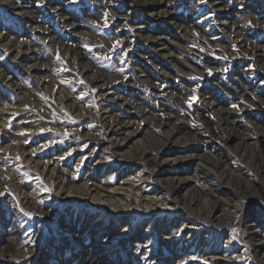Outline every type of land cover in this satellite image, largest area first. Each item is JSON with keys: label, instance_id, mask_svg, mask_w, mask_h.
I'll return each mask as SVG.
<instances>
[{"label": "rangeland", "instance_id": "rangeland-1", "mask_svg": "<svg viewBox=\"0 0 264 264\" xmlns=\"http://www.w3.org/2000/svg\"><path fill=\"white\" fill-rule=\"evenodd\" d=\"M13 1L29 10L31 21L12 14ZM157 1L164 6L148 15L137 0H0V264H264V248L257 251L248 237L253 213L264 219V181L259 180V175L264 180V162L258 174L241 158L251 152L254 165L264 161V138L257 129L264 126V0H245L240 7L236 2L242 0ZM141 32L169 40L172 55L194 63L195 74L186 77L170 57L158 56L149 47L154 43L143 41ZM20 49L28 51L19 65L10 56ZM151 55L156 59H149ZM151 61L158 67L150 68ZM21 64L36 65L34 74ZM5 72L15 76L17 89L7 85ZM98 77L111 84L105 87L108 93L97 87ZM35 80H40L37 90ZM154 83L165 90L153 89ZM245 86L254 101L240 98ZM58 90L64 102L55 99ZM210 93L215 103L205 109L203 99ZM106 105L133 119L125 108L137 112L135 121L143 126L140 136L152 147L164 137L160 116L171 113L176 135L189 143L176 147L192 149L196 158L164 171L190 177L195 168L205 172L197 164H208L216 172L206 170L212 172L209 178H200L199 188L194 186L202 195L214 198L210 183L224 169L252 183L261 198L225 193L221 198L231 201L217 204L216 219L187 209L150 212L153 193L147 198L146 191H170L136 176L150 172L155 151L150 148L151 153L148 149L142 155L140 149L133 159L121 158L140 136L122 129L130 141L116 151L104 135L107 129L98 132L102 117L110 115L101 109ZM232 128L235 137H230L228 148ZM82 141L97 142V149L91 153L92 145L81 146ZM121 177L130 178L133 185L120 184ZM91 189L103 195L110 194L107 190L123 193L139 203V210H125L121 202L114 208L108 201H94L86 192ZM187 212L191 221L220 237L205 239L199 232L188 239L187 230L173 235L177 226L172 218ZM229 235L232 240L224 247L222 240ZM239 248L243 251L237 259ZM212 256L219 258L211 263Z\"/></svg>", "mask_w": 264, "mask_h": 264}, {"label": "bare ground", "instance_id": "bare-ground-1", "mask_svg": "<svg viewBox=\"0 0 264 264\" xmlns=\"http://www.w3.org/2000/svg\"><path fill=\"white\" fill-rule=\"evenodd\" d=\"M137 1H139L141 8L143 9L144 13L148 14V15H152L155 13V10H153V9L161 8L164 6L163 3H159L160 1H157V0H137ZM244 1L245 0H242L240 2H236L238 7H240V5L245 3ZM152 3H155V4L157 3V5L155 6ZM10 4H12V6L15 7L12 10L13 15H15L17 17H21V18L22 17H28V19L31 21V18L29 17L30 16L29 10H27V8L22 7V4L20 5V3H15V1H13ZM263 10H264V8L260 9V12H263ZM156 13H159V11ZM238 13L240 14V10H238ZM112 15H115V13H112ZM124 16L126 18H130L131 15L127 13ZM34 19L36 21H39L38 20L39 18L37 15H36V17H34ZM253 20H255L254 23L258 22V18L255 14H254ZM30 21L25 20V23L30 25ZM143 22L144 21H140V24H143ZM260 23L262 24V22H260ZM257 24H259V23H257ZM28 27H30V26H28ZM261 28H262V26H261ZM140 35L143 36V41H145V42L151 41L154 43L153 45H150L149 47L153 51H155L158 56L162 57L163 59L170 57L169 60H171L172 64H174L175 66L176 65L179 66L178 69L180 70V73H182V74L184 73V76L186 75V77H189L191 74H195V72L197 70H196L194 63L190 64L189 62H186L187 60L184 61V59H181V58L176 57L175 55L174 56L172 55V53L168 49V46L171 44L169 42V40L164 41L166 38H164V40L163 39H156L152 35L146 34L143 32H141ZM163 36H165V35L163 34ZM167 39H169V38L167 37ZM21 50L22 49L18 50L15 55L10 56L11 60L16 61L15 62L16 64H19L22 62V61H20L21 60L20 58H24L26 51H28L27 49H25V51L24 50L21 51ZM148 58L149 59H156L153 55L149 56ZM156 62L158 63L160 61L158 60ZM27 65H29V66H26V65H22V66H25L26 71L29 75L34 74L32 69L33 68L36 69V65L35 66L33 64H27ZM158 65L159 64H155V63H153V61H151V64L149 66H150V68H157ZM180 65L182 67H184L185 69H182L180 67ZM182 71H184V72H182ZM163 72H166V70H163ZM243 73H246V71H244ZM240 75H241V73H240ZM4 76L6 77L7 85L10 87H13V88L15 87V89H17L18 84H16L14 81H12V79L15 76L11 75L9 72H5ZM5 77H3V79ZM171 77H174V75H172ZM99 78L100 77L96 78V79H98L96 82L97 87L105 89V90H102V89L101 90L108 93V89L105 87L111 86V84H107V83L105 84L101 81V78L100 79ZM178 80L180 82H183L181 79H178ZM39 82H40V80H35V82H34V88H36V90H37V87H39L38 86ZM154 84L155 85L153 86V89L159 90V88H160L161 90H165V88L162 87V85H159L157 83H154ZM186 87H188V86H186ZM34 88L32 89V94L35 93ZM26 90L28 91V89H26ZM247 91H248V87L245 86V88L242 90V92L240 91L241 93L240 92L238 93L240 98H244L245 100H248L250 102L254 101L253 99L251 100L254 93L252 92V95H247L246 94ZM190 93L193 94L194 96H196L195 92L192 91ZM57 94L59 95V97H57L55 99L58 102H64L66 100L65 96L61 93L60 90H58ZM51 95H53V94H51ZM169 95H172V94L169 93ZM204 95H206V93H204ZM209 95H210V97H208V99H203L205 109L210 108L212 106V104L215 103V100L213 98L212 93H210ZM119 97H121V96L119 95ZM119 103L124 105V103L122 101H120ZM129 103L132 104L131 102H129ZM253 105H254V103H253ZM101 109H106L107 110L106 113L110 112V115L109 116L107 115V116L110 117L112 119V121H109L108 119L106 120L107 116H103L102 119L100 120V122H103L102 127H101L102 129H101V131H98V132L102 134L103 130L107 129V131L105 132L104 135L106 136V138H108L111 141V144L115 146L116 151H118L117 150L118 147L122 148L130 141V138H129L130 136L124 134L122 129H124V131H127L126 129L130 130V133L132 135H134V138L142 135V133H143V126L141 125L142 122L135 121V119L137 117L136 116L137 112H134V113L129 112L130 109L128 107L125 108L127 113H132L134 115L135 118L133 119V118H129L127 116H121V114L119 112H115L114 110L109 109L107 105L101 106ZM80 110L81 109L79 108L78 111H80ZM221 111H224V110H221ZM82 115L83 114L82 113L80 114L79 112L77 114V116H79V117H82ZM144 115H146V114H144ZM101 116L102 115H98L97 117L100 118ZM0 117H1V115H0ZM223 117H225L227 119L229 118L227 116V112L224 111ZM160 118L163 121L159 122L158 126L160 125L161 132L163 133L164 137L161 140H156V142H158V147L149 146V144H148L149 142H147L145 139H143L140 136L135 140L137 142L136 145L131 147V150H127L124 153V155L123 154L121 155V158L122 157L127 158V156H125V155H132L131 158H128V159H133L132 157H133L134 153L136 154V152L139 151L140 149H142V151L140 150L141 151L140 154H142V155L145 154L146 150H148V149L149 150L147 151V153H149V152L151 153L150 148H153L152 150L155 151L154 153H151L153 155L152 162L154 163V166L150 168V172L142 171V173L140 175H136V176L139 177L140 181L146 182L147 184H153L154 185V184L158 183L159 184V186L157 187L158 189L161 188V186L163 185V187L164 186L167 187L171 192L166 190V189H164V191H163V189H161L158 193L155 191H152V192L146 191V197L147 198H149L148 196H150V195H148V193H153V196L150 197V199H148L151 202V204L153 203V205H152L153 207L151 206L150 212H153V213L166 212L167 214H169L170 212H175V211L181 212V211L187 209L189 212L195 213V214H197L200 217H203L205 219H210V218L216 219L218 214H216L214 212V210H215L214 208L217 206V204L226 205L225 204L226 202L228 203L229 201H231L230 200L231 198H229V197L228 198H221V197H223L222 195L225 193L230 194L229 196L233 197V198H237V197H240V198L241 197L242 198H244V197H247V198H249V197L250 198L260 197L261 198L260 192L257 190V188H255L252 185V183H250L248 181H241L240 177L235 176L236 175V174H234L235 172H230V174H227L224 169H222L220 174H219L220 178L218 179L216 177V179H214L210 183V186H213L214 190H215L214 191V195H215L214 198H213V195H210V194L208 195L207 192L205 195H202L195 188V187L199 188V185L197 184L198 180L200 178H203V177L205 180H207L209 178L208 176L212 172H207L206 170L216 172L215 169H213L212 167L208 166V164H205V163L197 164V168H200V166L203 165L200 169H202L205 172L198 173L199 171L196 170V168H195L193 175H190V177L188 175L187 176L176 175L177 172L176 173L175 172L166 173V171H164V168H166L167 166L170 165V167H174V166L183 165V164L187 163L188 160L194 161L196 156L194 154L191 155L192 149H190V148L189 149L188 148L182 149V148L176 147V146H182V145L185 146V145H188L189 143L181 142L182 138L178 137L176 135L175 130L177 129V127L175 125H171V123H170V120L172 118V114L171 113L164 114L163 116H160ZM125 119H127V121ZM113 121H116L115 122L116 125L113 124L114 123ZM163 124H165V125H163ZM180 125H182L183 128H185V126L183 124H180ZM0 126L4 127V123L1 122ZM224 128H227V127H224ZM257 129H258V132H260L259 137L264 138V126L263 125L258 126ZM224 130H226V129H224ZM232 130H233V128L231 130H229V131H231V133L227 134V137H226L225 143H227L226 145L228 148H229L228 143L231 140L230 137L231 136H232V138L235 137ZM86 132L83 133V135H85L84 137L87 136ZM181 133H182V131H181ZM227 133H228V131H227ZM89 134H90V131H89ZM93 135H96V134L94 133ZM88 138H89V136H88ZM192 140H193V138H192ZM82 142L80 143L81 146H88V145L91 146L92 145V148L90 150L91 153H93L97 149L96 148V145H98L97 142H94V141H92V142L82 141ZM150 143H151V141H150ZM140 145L142 146V148H139ZM237 145H238V143H237ZM210 148H212V147H210ZM250 153H249V155H250ZM249 155L246 156L244 153L241 155V158L246 161L247 165L251 166L252 168L255 167V169L257 168L256 169L257 173L260 174L261 168H262L261 163H263L264 161H260L259 158H257L259 160L258 161L259 163L254 165V163L252 162V158ZM259 157H260V155H259ZM216 158H217V164H219L218 159H220V158L217 156H216ZM211 160L213 161L212 158H211ZM110 173H111V168L108 169L107 175ZM201 174H203V175H201ZM134 176H135V174H134ZM121 179H122V181L120 182V184H123V182H124V184H127V183L129 184V182H130V185H133V182H132V180H130V178L125 180L123 177H121ZM259 180L261 181V183L264 181L260 175H259ZM85 190H88V189H85ZM95 190L91 189L90 191H86V192H88V194L90 192L89 195H91L93 197L94 201H96L97 199L103 200V203L105 201H108V202H110V204H112V206L114 208L116 206L114 204L121 202V205L123 207H125V210H128V208L130 206L133 207L132 210H134L135 208H136L135 210H139V209H137L138 207H140L139 203H137V201L135 199H133V198L131 199V198H129V196H127L123 193H111V190H107L106 192L110 193V194L103 195L100 190L99 191H95ZM143 195H145V194H143ZM66 196H68V195H66ZM103 196H109L110 199L104 198ZM107 204H109V203H107ZM113 207H111L110 209H113ZM140 211H141V209H140ZM189 212L183 214L182 216L175 215L172 218V220H171L172 225L174 224V226H177L176 229H173V231H174L173 235L182 234L181 231L187 230V231H189L188 239H190L193 235H195L199 232L204 235L205 239H211V238L218 239L220 237L219 234H216L209 227H205L201 223L191 221L192 220L191 214ZM256 216H258L257 213H253L252 222H254V223H251L250 227H248V234H249L248 237H250L252 242H254V244L256 245L255 247H256V249H258L257 251H260L262 248H264V219H262V218L260 219ZM183 217H185V218H183ZM178 218H181V219L179 220ZM188 218H189V221H188ZM177 221H178V224H177ZM193 224H195V225H193ZM143 236H144V234L141 235V237H143ZM163 238L167 239V235L163 236ZM231 240H232L231 235H229L226 239L222 240L223 246L224 247L227 246V244ZM242 251L243 250L239 248L240 253L236 256L237 259H239V256L242 255ZM260 255H261L260 260L262 262H264V252H262ZM216 257L219 258L218 256H212V258H210V262L214 263V261H215L214 258H216Z\"/></svg>", "mask_w": 264, "mask_h": 264}, {"label": "snow or ice", "instance_id": "snow-or-ice-1", "mask_svg": "<svg viewBox=\"0 0 264 264\" xmlns=\"http://www.w3.org/2000/svg\"><path fill=\"white\" fill-rule=\"evenodd\" d=\"M73 2H75V0H73ZM204 2V0H201V3H203ZM107 15V14H106ZM250 23V22H249ZM117 43L119 44L120 42L119 41H117ZM208 72H209V74L211 75L212 73H211V69H209L208 70ZM233 107H235V106H233ZM4 195V193H2V192H0V196H3ZM23 211V210H22ZM26 215H31V213H25ZM233 231H235V229H233Z\"/></svg>", "mask_w": 264, "mask_h": 264}]
</instances>
